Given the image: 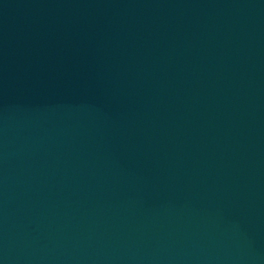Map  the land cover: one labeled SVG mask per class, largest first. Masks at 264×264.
I'll return each instance as SVG.
<instances>
[{
	"label": "water",
	"instance_id": "obj_1",
	"mask_svg": "<svg viewBox=\"0 0 264 264\" xmlns=\"http://www.w3.org/2000/svg\"><path fill=\"white\" fill-rule=\"evenodd\" d=\"M0 264H264V0H0Z\"/></svg>",
	"mask_w": 264,
	"mask_h": 264
}]
</instances>
